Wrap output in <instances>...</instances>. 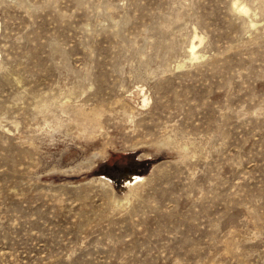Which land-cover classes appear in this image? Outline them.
Masks as SVG:
<instances>
[{"label":"rangeland","instance_id":"rangeland-1","mask_svg":"<svg viewBox=\"0 0 264 264\" xmlns=\"http://www.w3.org/2000/svg\"><path fill=\"white\" fill-rule=\"evenodd\" d=\"M235 1L0 0V264H264V0Z\"/></svg>","mask_w":264,"mask_h":264},{"label":"bare ground","instance_id":"bare-ground-1","mask_svg":"<svg viewBox=\"0 0 264 264\" xmlns=\"http://www.w3.org/2000/svg\"><path fill=\"white\" fill-rule=\"evenodd\" d=\"M239 0H236L235 1V8L236 9H238L240 12H242V13H245V14H249V11H250V8L246 5V4H243V3H241L240 1L238 2ZM243 2V1H242ZM251 14V13H250ZM253 22V21H252ZM256 23V22H255ZM255 25V24H254ZM0 30H1V21H0ZM197 41V40H196ZM192 43H191V46H190V49H189V52H190V56H191V58H190V60L192 59V61H193V59H197V58H199V54H198V49H197V43L193 40V41H191ZM1 52V51H0ZM200 53V52H199ZM0 56H1V53H0ZM201 56V55H200ZM202 56H203V54H202ZM147 101H148V98L147 97H145V99H144V103H147Z\"/></svg>","mask_w":264,"mask_h":264}]
</instances>
